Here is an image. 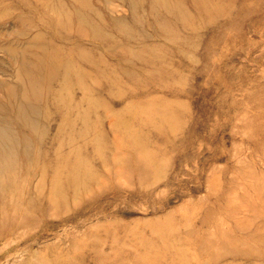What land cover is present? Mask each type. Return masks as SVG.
Masks as SVG:
<instances>
[{
    "label": "rangeland",
    "instance_id": "374dc122",
    "mask_svg": "<svg viewBox=\"0 0 264 264\" xmlns=\"http://www.w3.org/2000/svg\"><path fill=\"white\" fill-rule=\"evenodd\" d=\"M81 2L0 0L88 74L27 124L0 51V264H264V0Z\"/></svg>",
    "mask_w": 264,
    "mask_h": 264
},
{
    "label": "bare ground",
    "instance_id": "6f19581e",
    "mask_svg": "<svg viewBox=\"0 0 264 264\" xmlns=\"http://www.w3.org/2000/svg\"><path fill=\"white\" fill-rule=\"evenodd\" d=\"M85 0H83L84 3ZM75 3V2H74ZM79 3V2H78ZM38 4V3H37ZM147 4V3H146ZM193 4V3H192ZM59 5H63L64 4L60 2ZM43 6V4H42ZM44 7V6H43ZM153 7V6H151ZM107 8V7H106ZM150 8V7H149ZM93 9V7H92ZM166 9V8H165ZM12 10V9H11ZM34 10V9H33ZM47 10V9H45ZM77 11L75 12V18L80 22L82 20H86L85 18L83 19V15L80 12V10L77 8ZM89 10V8H88ZM110 10V9H108ZM153 10V9H152ZM38 11V10H37ZM137 11V9L135 10ZM134 11V12H135ZM39 12V11H38ZM94 14V10L92 11ZM133 12V9H132ZM154 12V11H152ZM169 12V11H168ZM29 13V12H28ZM45 13V12H44ZM74 13V12H73ZM136 13V12H135ZM155 13V12H154ZM40 14V13H39ZM88 14V13H87ZM97 14V13H96ZM169 14V13H168ZM172 14V13H170ZM180 14V13H179ZM33 15V14H31ZM45 15V14H44ZM47 15V14H46ZM71 14H69L70 16ZM73 15V14H72ZM98 15V14H97ZM137 15V14H136ZM22 16V14H21ZM20 16L19 17H12V22L14 23V25L17 27V29L15 31H13V33H9L10 35L8 37L4 36L0 38V51L2 53L5 54V56H7L13 63V68H14V72H13V76L15 78V83L13 84H9V83H4V87L7 92V95L11 101V103H13V105L15 106V108L17 109L18 113H19V119L20 121H24L27 124H29L32 121L31 118V114L33 116V112H35V108L33 106V103L35 102H40L42 100H46L47 96L50 98V100H52L54 98V93L52 94L51 92H53V89H66L68 85L73 84L75 85V91L80 93V97H79V102L81 104L82 101H85L86 98V93L84 92V89L82 87V81H84V79L88 78V74H86V71H83L80 66L76 67V66H72V61L70 60V58H72L73 55L70 56V54L66 57L65 54H63V52L61 51L59 45H57L51 38L45 39L43 35V33L41 34L40 32H36L33 33V31L30 28L25 27H18L19 25H16L17 23H23V19ZM34 16V15H33ZM48 16V15H47ZM46 16V17H47ZM100 16V15H98ZM153 16V15H152ZM155 16V15H154ZM158 16V15H157ZM175 16V15H172ZM40 17V16H38ZM89 17V16H88ZM96 17V15H95ZM171 17V16H170ZM181 17V16H180ZM42 17H40L41 19ZM72 18V17H71ZM158 18V17H157ZM174 18V17H173ZM90 19V18H89ZM156 19V18H155ZM38 20V19H37ZM43 20V19H42ZM66 20V19H64ZM75 20V19H73ZM94 21V19H92ZM158 20V19H157ZM39 21V20H38ZM68 21V18H67ZM77 21V22H78ZM100 21L103 22V20L101 19ZM147 21V20H146ZM156 21V20H155ZM178 21V20H177ZM187 20H185L186 22ZM58 22V19H57ZM86 23L88 21H85ZM85 22H83L85 24ZM96 23H98L97 21H94ZM182 22V20H181ZM46 23V22H44ZM156 23V22H155ZM39 24V23H38ZM37 24V25H38ZM47 24V23H46ZM57 24V23H56ZM88 24V23H87ZM92 24V23H90ZM88 24V25H90ZM157 24V23H156ZM22 25V24H21ZM25 25V24H24ZM28 25V24H27ZM36 25V24H35ZM41 25V24H40ZM48 25V24H47ZM77 25V24H76ZM87 25V26H88ZM95 25V23H94ZM100 25V24H99ZM98 25V26H99ZM158 25V24H157ZM85 26V25H84ZM96 26V25H95ZM97 26V28H98ZM149 26V25H148ZM161 26V25H160ZM34 27V26H33ZM92 27V25H90V28ZM94 27V26H93ZM154 27V26H153ZM158 27V26H157ZM164 27V26H163ZM74 28V27H73ZM95 28V27H94ZM101 28V27H99ZM68 29V28H67ZM71 29V28H70ZM86 29V28H85ZM163 29V28H162ZM74 30V29H73ZM100 30V29H99ZM161 30V29H159ZM167 30V29H165ZM89 31V30H88ZM96 31V30H95ZM106 31V30H105ZM69 32V31H68ZM99 32V31H98ZM118 32V31H117ZM167 32V31H166ZM77 35L79 36L78 32ZM105 33L104 31H101V34ZM111 33V32H110ZM124 33V32H123ZM156 33V32H155ZM69 34V33H68ZM71 34V32H70ZM93 34V33H92ZM120 34V33H119ZM158 34V33H156ZM66 35V34H65ZM96 35L93 34L92 36ZM100 36V34H98ZM104 35V34H103ZM102 35V36H103ZM111 35V34H110ZM125 35V34H124ZM130 35V34H129ZM56 36V35H55ZM61 37H64V35H60ZM82 36V35H81ZM81 36H79L81 38ZM91 36V37H92ZM101 36V37H102ZM132 36V35H131ZM142 36V35H141ZM58 37V36H57ZM66 37V36H65ZM64 37V38H65ZM70 37V35H69ZM73 37V36H72ZM75 37V36H74ZM104 37V36H103ZM102 37V38H103ZM107 37V36H106ZM160 38V37H159ZM59 39H61L59 37ZM67 39V38H66ZM95 39V37H94ZM107 40V38H105ZM111 39V38H110ZM63 40V39H62ZM65 40V39H64ZM73 40V39H72ZM76 40V39H75ZM127 40V39H126ZM137 40V39H136ZM66 42L69 40H65ZM64 41V42H65ZM99 42H101L100 40H98ZM111 41V40H110ZM71 42V41H70ZM70 42H68L70 44ZM77 42V41H76ZM83 42V41H82ZM131 42V41H130ZM102 43V42H101ZM105 43V42H104ZM132 43V42H131ZM138 43V41H137ZM61 44V43H60ZM90 44V43H89ZM96 44V43H95ZM112 44V43H110ZM134 44V43H133ZM64 44H62V47ZM78 45V44H77ZM143 45V44H142ZM141 45V46H142ZM59 46V47H58ZM72 46V45H71ZM76 46V45H75ZM81 46V45H80ZM145 46V45H144ZM70 46H68L69 49ZM107 47V44H106ZM113 47V46H112ZM133 47V46H131ZM143 47V46H142ZM141 48V47H140ZM73 49H77L76 47ZM106 49V48H104ZM117 49V48H116ZM142 51L143 48H141ZM70 50V49H69ZM108 50V49H107ZM80 51V50H79ZM91 51V50H90ZM114 51V50H113ZM112 51V52H113ZM76 52V51H74ZM95 53V52H94ZM92 52V54H94ZM162 53V52H161ZM73 54V53H72ZM79 55V59L84 60L83 56L81 57L79 52H77V55ZM149 55V54H148ZM96 55H94L95 57ZM98 57V56H97ZM105 57V56H104ZM156 57V56H153ZM87 58V57H86ZM146 59V56H143V59ZM78 59V58H77ZM149 59V58H148ZM155 60V58H154ZM153 60V62H154ZM144 61V60H143ZM148 61V60H147ZM85 62V61H84ZM131 62V61H130ZM137 62V61H136ZM152 62V61H151ZM79 63V62H78ZM148 63V62H147ZM134 65V63H133ZM150 65V62L149 64ZM100 66V65H99ZM103 66V65H102ZM104 67V66H103ZM110 67V66H109ZM108 69V68H107ZM89 72V70H88ZM92 73V72H91ZM91 78V77H90ZM56 80H59L56 81ZM56 81V85H54ZM11 82V81H10ZM71 87V86H69ZM1 89V88H0ZM40 89H42V92ZM69 90V89H68ZM1 91V90H0ZM3 91V89H2ZM1 91V93H2ZM87 92V91H86ZM5 94V93H4ZM43 94V95H41ZM56 94V93H55ZM66 94L67 91H66ZM2 95V94H1ZM52 96V97H51ZM69 96V95H68ZM4 97V95H3ZM2 99V98H1ZM7 99V98H6ZM13 100V101H12ZM5 101V100H4ZM7 102V101H6ZM55 103L56 106L61 105L60 102L57 101H52ZM1 103V102H0ZM5 103V102H4ZM9 103V102H8ZM2 104V103H1ZM0 104V105H1ZM7 104V103H5ZM8 106V105H7ZM6 106V107H7ZM14 106L11 108L14 110ZM2 107V106H1ZM5 108V107H4ZM10 108V107H9ZM94 108V107H93ZM3 109V108H1ZM6 109V108H5ZM95 109V108H94ZM1 112V111H0ZM5 112V110H4ZM30 113V115L28 116V114ZM36 113V112H35ZM84 113V111H83ZM86 113V111H85ZM37 114V113H36ZM4 115V114H3ZM38 116V115H36ZM86 116V115H85ZM88 122V121H87ZM1 124V123H0ZM43 124V123H42ZM83 124V122H82ZM34 125L35 122H34ZM84 125V124H83ZM88 125V124H87ZM3 126V125H2ZM1 126V127H2ZM37 127V125H36ZM46 127V126H45ZM85 127V126H84ZM31 128V127H30ZM119 128V127H118ZM5 130V129H4ZM7 130V129H6ZM118 130V129H117ZM2 131V130H0ZM40 131H38L39 133ZM1 133V132H0ZM27 134V133H26ZM17 135V134H16ZM28 135V134H27ZM12 136V135H11ZM26 137V136H25ZM29 137V135H28ZM3 140V146L4 147H0V158H2L0 160V162H6L8 159H11V151L15 148L13 147L12 141H10L9 139H7V136L3 135L2 137H0ZM18 138V137H17ZM133 138V136L131 137ZM26 139V138H25ZM24 139V142H25ZM15 140V139H13ZM33 140V138H32ZM30 140V142L32 141ZM17 141V140H16ZM19 141V139H18ZM23 141V140H21ZM37 141V140H36ZM137 141V140H136ZM16 144V143H15ZM28 144V143H25ZM22 145V144H21ZM31 145V144H30ZM36 145V144H35ZM1 146V145H0ZM19 148V147H18ZM10 152V153H9ZM23 152V151H22ZM21 152V153H22ZM1 171V170H0ZM6 172V171H5Z\"/></svg>",
    "mask_w": 264,
    "mask_h": 264
}]
</instances>
